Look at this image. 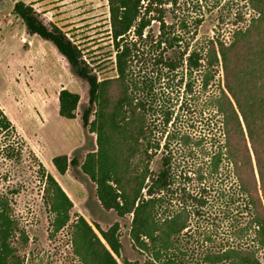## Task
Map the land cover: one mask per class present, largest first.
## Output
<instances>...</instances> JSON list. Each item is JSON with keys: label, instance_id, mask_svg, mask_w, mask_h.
<instances>
[{"label": "rangeland", "instance_id": "obj_1", "mask_svg": "<svg viewBox=\"0 0 264 264\" xmlns=\"http://www.w3.org/2000/svg\"><path fill=\"white\" fill-rule=\"evenodd\" d=\"M15 1L0 0V106L15 126L12 133L0 127V207L11 223L6 239L8 261L84 264L74 244V223L83 215L99 236L94 223L106 229L118 222L123 244L118 261L125 264L124 257L143 264L148 254L132 240V214L120 217L114 210L103 208L94 181L80 166L60 174L53 164V157L59 154H76L82 163L87 153L98 150L97 133L84 128L81 120L88 105V84L71 72L65 57L50 41L27 32L22 19L13 12ZM23 1L78 44L100 80L117 76L108 0ZM163 14L164 29L156 19L142 39L133 37V32L127 38L129 43L137 40L130 68L134 92L146 105V112L142 111L152 130L151 139L159 143L156 149L143 141L141 149L148 148V152L131 161L148 165L154 174L161 167L162 156L171 155L175 180L165 194L164 205L158 208V216L165 217L182 207L188 211V227L174 237L171 253L177 264H222L209 263L205 256L229 247L251 246L253 232L240 230L247 224L249 212L243 196L237 193L231 164L224 160L217 172H209L204 154L224 140L214 102L226 81L238 85L235 78L242 75L244 82L237 87L245 93L251 91L257 102L264 103V18L252 0H170ZM238 31L246 33L237 40ZM164 37H178V41L174 40L170 48ZM210 40L218 41L215 49L219 62L189 70L180 52L197 50L204 59L201 64H205V60L213 59L207 48ZM219 41L231 46L227 50L228 72L221 60ZM173 56L179 63L175 70L165 64ZM62 88L80 95L75 119L59 114L55 100ZM229 127L235 144V125ZM243 172L247 179L252 175L248 167ZM46 173L54 175L73 202L70 219L62 228L56 227V214L51 211L54 195ZM248 184L252 190L250 180ZM257 250L264 262V250Z\"/></svg>", "mask_w": 264, "mask_h": 264}, {"label": "trees", "instance_id": "obj_2", "mask_svg": "<svg viewBox=\"0 0 264 264\" xmlns=\"http://www.w3.org/2000/svg\"><path fill=\"white\" fill-rule=\"evenodd\" d=\"M169 1L108 0L111 36L116 48L117 76L103 80L98 78L93 67L84 58L82 49L61 27L53 23L47 24L35 8L23 0H16L13 6L14 14L22 19L27 32L50 41L65 57L71 72L88 84V105L81 114V120L84 128H90L97 133L98 150L87 153L82 163L76 154L72 157L67 154L56 155L52 159L55 168L58 173L65 174L69 167L80 166L94 181L96 197L103 208L114 210L120 217L132 214L130 235L135 244L148 254L143 264H177L178 260L171 253L173 240L188 227L186 207L165 217L158 216V208L164 205L165 194L175 180L171 155L162 156L161 167L154 174L148 165L144 167L139 161H131L139 153L148 152V148L141 149L143 141L148 143L147 146L156 149L159 143H154L151 139L152 130L142 111L144 109L146 112V105L134 92L130 68L137 51V40L129 43L127 38L133 32V37L142 39L145 29L156 19L164 29V6ZM176 1L173 0L174 3ZM252 3L264 18V0H252ZM245 33L246 31H238L237 40ZM164 38L170 48L174 47V40L178 41V37L173 40ZM216 43L217 40L209 41L207 48L212 52L213 59L207 62L205 60V64H201L203 57L197 50L187 52L185 49L180 52V57L182 61H186L189 70L211 66L212 61L219 62ZM230 47L219 41L221 60L226 71L227 50ZM185 54L186 58L183 59ZM165 64L171 70H175L179 65L174 56L166 59ZM204 76L203 83L206 85L208 77L206 73ZM235 79L239 85L243 76L237 75ZM226 82L225 88H220L214 102L221 116L224 140L215 149L207 150L204 157L207 158L209 172H217L224 160L231 164L237 193L243 196L245 208L249 212V220L240 230H252L253 245L229 247L215 254L207 253L205 260L222 264H264L257 253V249L264 250V205L257 188L255 172L256 170L264 197V103L262 105L261 100L257 102L250 94L251 91L247 92L248 97L241 86L239 88L238 85L233 86ZM243 82L244 80L241 85ZM58 100L59 114L75 119L80 102L79 93L62 88ZM231 124L235 125V144H232L229 131ZM0 127L6 132H15L13 122L1 106ZM171 137L176 139L173 134ZM125 150L128 151L124 154ZM149 156L151 157L150 154L148 158ZM245 167L252 173L249 179L244 176ZM45 177L53 190L54 198L50 205L51 211L56 214V227L62 228L70 219L73 202L53 174L46 173ZM249 180L252 190L248 184ZM10 224L9 215L0 207V264H16L9 262L7 258L10 249L6 239ZM74 224L75 251L84 264H120L117 257L122 256L123 244L118 222L106 229L94 223L101 236L83 215H79ZM123 262L138 264V261H130L124 257Z\"/></svg>", "mask_w": 264, "mask_h": 264}, {"label": "crops", "instance_id": "obj_3", "mask_svg": "<svg viewBox=\"0 0 264 264\" xmlns=\"http://www.w3.org/2000/svg\"><path fill=\"white\" fill-rule=\"evenodd\" d=\"M55 103L58 104V110H59V100H58V96H57V100H55ZM45 112H47L46 109H45Z\"/></svg>", "mask_w": 264, "mask_h": 264}]
</instances>
